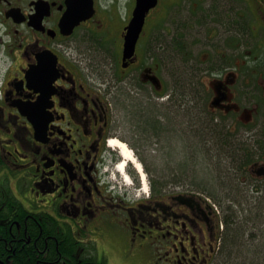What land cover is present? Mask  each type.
<instances>
[{
  "label": "flooded vegetation",
  "instance_id": "obj_1",
  "mask_svg": "<svg viewBox=\"0 0 264 264\" xmlns=\"http://www.w3.org/2000/svg\"><path fill=\"white\" fill-rule=\"evenodd\" d=\"M137 4L0 0V264H226L212 198L128 196L114 137L264 202V0H157L126 56Z\"/></svg>",
  "mask_w": 264,
  "mask_h": 264
},
{
  "label": "rangeland",
  "instance_id": "obj_2",
  "mask_svg": "<svg viewBox=\"0 0 264 264\" xmlns=\"http://www.w3.org/2000/svg\"><path fill=\"white\" fill-rule=\"evenodd\" d=\"M187 100L188 96H182L180 97L179 102L184 103ZM200 103L204 104V100ZM126 136L128 138L132 137L131 134H127ZM184 139L185 137L181 135L177 152L171 154L173 156L172 159H164L166 155L162 157V154L158 153L159 156L158 154H155L156 152L153 151V149H157L153 144L157 142L155 139L150 141L151 143L150 146H148V149L138 145L140 149L136 150L135 147L128 144L134 151L136 159L142 164L143 171L145 172L148 181L147 191L143 190L142 174L137 170L133 162H129L127 166V168L130 167V170L133 172L132 174L129 171H126L130 177L129 180L126 179V176L123 173L115 168L110 172V178L117 182L119 190L125 192L132 198L143 197L144 195H147L148 192L150 193L153 190L152 178H154L157 183H159V181L167 180L165 186L167 190L190 189L202 193L206 192V195L212 198L211 200L218 206L220 219H224L225 216L232 213L236 214L235 224L234 226H230L228 232L230 234L232 228L236 227V241L239 242V237L241 236L246 242L245 246L247 247L242 248V253L244 254H239V248H241L239 243L232 245L234 246L233 248L231 247L234 250V257L228 259V264H264V202L258 200L257 204H254L252 203V198H250V196L245 195L244 197H241L242 195L239 192V176H231L224 169H222L220 171L221 174H219L220 172L215 169V164L218 160L210 158L209 155L204 159L203 155L197 153L200 151L197 147L198 144H196L197 148L195 149L197 153L196 165L193 164V168L190 171L191 174H174L178 171L179 165L181 166L188 162L193 163L195 160L194 157L192 159H184V153L187 150V144L184 142ZM138 140L143 141L141 138H138L137 141ZM137 141H135V143H138ZM117 151L120 152L119 149ZM138 153L141 155H138ZM122 160L123 157H120L118 163ZM251 195H253V200H257V198L254 197V193ZM244 198L248 199L246 200ZM228 219L230 220L231 218L228 217ZM243 235H245V237ZM239 255L241 256L239 257Z\"/></svg>",
  "mask_w": 264,
  "mask_h": 264
},
{
  "label": "trees",
  "instance_id": "obj_3",
  "mask_svg": "<svg viewBox=\"0 0 264 264\" xmlns=\"http://www.w3.org/2000/svg\"><path fill=\"white\" fill-rule=\"evenodd\" d=\"M187 82V81H186ZM186 82L184 83V85L181 84V89L182 87L185 88L186 90L188 89V86L186 84ZM183 96V95H182ZM181 96V97H182ZM200 151H198L197 153L199 155H203L204 152H203V148L200 146L199 147ZM202 150V151H201ZM198 155V156H199ZM195 162H196V159H195ZM196 165V164H195ZM184 166V165H183ZM183 166H180L179 165V168H180V171L182 170H185L186 169H182ZM185 167V166H184ZM133 174V172H130ZM174 174H178V175H189V174H184V173H174ZM231 175V174H230ZM232 176V175H231ZM236 176V175H235ZM167 184V180L166 181H159V183H157V181L152 178V188L153 190L157 191V192H162L164 189H165V186ZM206 193V192H205ZM207 194V193H206ZM210 195V194H209ZM211 197H213L212 195H210ZM214 198V197H213ZM219 202V201H218ZM235 204V203H233ZM236 214L232 213L230 215H227L223 218H221V222L224 223V228L222 229L220 227V236L222 237V249L219 253V259L222 260L223 262H225L226 264H228V259L230 258H233L234 257V250L232 249L234 246L232 245H236L239 243V246L242 248H246L247 246L246 245V242L245 240H243V237L241 238V236L239 237V242L236 241V227H233L232 228V231L231 233L229 234L228 232V229L230 228L231 225L234 226L235 224V217ZM228 217H230L231 219L229 220ZM230 231V230H229ZM244 236V235H243ZM241 238V239H240ZM243 240V241H242ZM232 247V248H231ZM243 252V250L240 251L239 254H241ZM247 252H250V251H247ZM244 254V253H242ZM241 255H239L240 257Z\"/></svg>",
  "mask_w": 264,
  "mask_h": 264
},
{
  "label": "water",
  "instance_id": "obj_4",
  "mask_svg": "<svg viewBox=\"0 0 264 264\" xmlns=\"http://www.w3.org/2000/svg\"><path fill=\"white\" fill-rule=\"evenodd\" d=\"M157 0H138L137 7L134 12V18L127 27L126 41H125V55L129 56L135 52L137 39L143 27L146 13L151 7H154ZM28 114L27 111H23Z\"/></svg>",
  "mask_w": 264,
  "mask_h": 264
},
{
  "label": "bare ground",
  "instance_id": "obj_5",
  "mask_svg": "<svg viewBox=\"0 0 264 264\" xmlns=\"http://www.w3.org/2000/svg\"><path fill=\"white\" fill-rule=\"evenodd\" d=\"M111 146H116L121 150V153L123 155V160L118 165L119 172L123 173L126 176V179L129 180V175L125 172V169L127 167L128 162H133L137 168V170L142 174V182H143V189L144 191L148 190V181L146 179L145 172L143 171L142 164L139 160L136 159L133 150L127 145V143L113 138L110 142Z\"/></svg>",
  "mask_w": 264,
  "mask_h": 264
},
{
  "label": "clouds",
  "instance_id": "obj_6",
  "mask_svg": "<svg viewBox=\"0 0 264 264\" xmlns=\"http://www.w3.org/2000/svg\"><path fill=\"white\" fill-rule=\"evenodd\" d=\"M125 11H126V8L123 6V3H122V6H121V13L123 14Z\"/></svg>",
  "mask_w": 264,
  "mask_h": 264
}]
</instances>
